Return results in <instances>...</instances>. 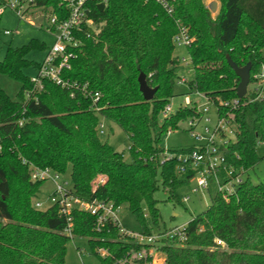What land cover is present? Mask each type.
<instances>
[{
	"label": "trees",
	"instance_id": "trees-1",
	"mask_svg": "<svg viewBox=\"0 0 264 264\" xmlns=\"http://www.w3.org/2000/svg\"><path fill=\"white\" fill-rule=\"evenodd\" d=\"M219 3L215 14L203 0H107L102 11L92 3L99 31L74 49L63 76L85 84L87 92L98 91L94 105L81 89L63 88L49 79H42L41 89L34 88L23 69L39 67L40 62L26 56L43 48V42L32 39L6 49L0 73L21 86L15 100L0 86V264L65 262L71 239L61 232L65 221L54 216L55 207L32 206L31 198L43 181L30 179V165L69 171L73 191L83 199L126 204L142 233L167 229L160 225L153 194L162 185L168 200L181 201L176 188L190 174H179L176 157L167 159L164 153L195 146L165 149L161 138L180 121L198 115L194 106H180L159 119L174 95L181 68L173 35L181 27L190 37L186 49L193 73L186 80L188 91L200 92L217 105L237 97L239 78L227 56L239 66L250 63L251 80L264 65V0ZM58 4L59 0H30L31 6L50 7L52 12L58 11ZM141 72L157 87L149 101L138 88ZM257 93L247 91L233 109L219 106V112L231 114L236 123L234 139L223 149L229 162L244 169V181L228 201L211 191V203L187 222L186 241L161 248L164 264H264V180L255 182L248 173L264 158L256 150L264 143V93L256 97ZM101 119L124 131L130 159L100 139ZM73 220L74 237L87 238L100 264H114L127 252L146 248L122 238L113 223L96 231L88 213L76 211ZM216 238L225 248L216 246ZM98 247L109 255L100 257Z\"/></svg>",
	"mask_w": 264,
	"mask_h": 264
},
{
	"label": "built area",
	"instance_id": "built-area-1",
	"mask_svg": "<svg viewBox=\"0 0 264 264\" xmlns=\"http://www.w3.org/2000/svg\"><path fill=\"white\" fill-rule=\"evenodd\" d=\"M24 2H27L26 7L23 4ZM106 2L107 0H59V9L57 12L50 14L46 26L47 30L54 36V41L40 62L36 75L30 77L34 88L41 89L42 79H49L63 88L81 89L85 95L91 97L94 105L99 98V92H87L85 84L78 85L77 82L65 78L63 71L69 68L70 59L75 56L74 49L83 44L84 38L90 37L99 31L92 14V3L96 4V6L98 3H103L105 7ZM5 6H10L22 18L26 9L31 5L30 0H3L0 5V14ZM170 11L171 9H168V12ZM10 33L9 29L3 30L5 35ZM173 43L185 47L189 45L190 37L184 28L180 27L177 33L173 35ZM177 60L181 65L185 66L191 62L189 55L188 58L177 56ZM253 80L257 82L254 88L258 92L256 97L263 96L264 65L253 74ZM184 81L185 78L181 77L177 82L182 83ZM195 94L205 100L203 104L191 101L188 96L185 97L184 104H182V106H194L198 112V115L188 117L190 135L196 141L195 147L191 150L174 153L166 151L167 155L165 157L167 159L172 156L176 157L177 172L179 174H190L187 182L194 180V184L190 188L192 193H208L211 197V191H214L223 200L228 201L236 194L240 184L244 181L245 171L242 167H237L226 159L223 148L234 139L236 123L231 114H221L219 106L233 109L238 106L240 98L235 97L230 100L219 101L217 105L202 93L195 92ZM26 96L30 97V92H26ZM94 108L97 109V106H94ZM212 108L216 119L209 126L207 123H211V118L207 114ZM170 109L171 105L167 103L161 111L163 118L172 114V112H169ZM200 122L205 124L202 125L201 131L197 130ZM104 128L105 124L100 120L97 125V133H104ZM170 132L171 130L169 129L166 134ZM30 179L32 181L52 182L53 190L49 194L48 204L42 208V202L36 200L32 206L38 210L55 207L56 213L54 216L63 218L65 221L61 232L71 239L74 238L73 213L76 211L93 216L96 231L102 230L110 222L117 226L121 236L132 239L140 245H150L156 239L162 238L183 244L187 239V223L169 227L156 234H145L128 230L120 221L119 212L121 205H116L110 200H87L77 196L73 191L71 181L65 177V174L50 167L30 165ZM102 180V178L99 179L100 182ZM188 199V195L182 196L183 201ZM215 244L225 248L224 241L219 238L215 239ZM95 251L100 257L109 255L108 251L101 247L96 248ZM148 260V255H143L139 252L136 259H132V255L127 254L116 259L114 264H151Z\"/></svg>",
	"mask_w": 264,
	"mask_h": 264
},
{
	"label": "rangeland",
	"instance_id": "rangeland-1",
	"mask_svg": "<svg viewBox=\"0 0 264 264\" xmlns=\"http://www.w3.org/2000/svg\"><path fill=\"white\" fill-rule=\"evenodd\" d=\"M211 1L216 2V11L212 12L215 14L219 8V0H203L206 5ZM23 4L26 7L27 2H24ZM51 13L52 9L50 7L45 9V7L29 6L28 11L24 13L22 18H20V15L10 6H5L0 14V60L4 58L8 47H20L27 44L32 39H37L44 43L43 48L29 51L26 57L29 60L41 62L54 41V36L46 28L48 17ZM4 29H9L11 33L9 35L3 34ZM174 55L188 58L186 47L175 45ZM36 72L37 68L32 66L23 69V73L29 78L35 76ZM192 73L191 63L187 66L183 64L181 65L178 75L179 78L184 77L185 81L179 83L177 80L174 84V95L168 99L171 105L170 113H174L180 106H182V104H184L186 96H188L191 101H196L198 104L204 103L205 100L202 97L188 91L186 80L192 78ZM256 84V81L250 79L247 91L254 90ZM0 86L6 91L11 99L15 100L21 85L19 81L9 77L7 74L0 73ZM207 115L211 118V123H207V125L211 126L216 119L213 108L210 109ZM162 118L163 115L160 112L159 119L162 120ZM103 123L105 124V128L104 133L98 134L100 139L102 141H107L116 151L122 152L124 158L130 159L128 139L124 131L114 122L103 119ZM203 123L204 122H200L197 130L201 131L202 125H205ZM195 144L196 141L190 135L188 118L180 121L177 129L172 130L169 134H164L160 142V146L165 149L187 148ZM256 150L258 155L263 157L264 143H258ZM164 155L166 156L167 153H164ZM248 173L250 174V178L255 182L264 180V158H262L253 169L249 170ZM65 177L70 180L69 171H67ZM193 184L194 180H190L176 188V193L181 201L168 200V192L162 185H159V188L154 192L153 196L157 200L156 207L160 213L161 227L165 226L169 228L187 223L192 217L202 212L210 204L211 197L208 193H192L190 191ZM52 190V182L44 181L36 195L31 198V204H33L34 201L39 200L42 202V208H44L48 204L49 194ZM184 195L189 196L187 201L182 200V196ZM119 217L121 223L128 230L141 232L139 223L129 211L126 204L121 205ZM164 230L166 229L154 228L152 233L156 234ZM167 244H171V241L165 238L156 239L152 244L144 245L146 248L136 252H127L124 256L129 254L132 255V259H136L137 253L141 252L143 255H148L149 263L164 264V256L161 252V248ZM64 264H100V262L98 257L92 254L87 238L74 237L67 242Z\"/></svg>",
	"mask_w": 264,
	"mask_h": 264
},
{
	"label": "water",
	"instance_id": "water-1",
	"mask_svg": "<svg viewBox=\"0 0 264 264\" xmlns=\"http://www.w3.org/2000/svg\"><path fill=\"white\" fill-rule=\"evenodd\" d=\"M208 9L211 12L216 11V2L211 1L207 5ZM97 8L102 11L104 9L103 3H98ZM226 62L230 66V68L234 71L236 76L239 78V82L236 87V95L238 98H242L247 93V86L250 82V63H246L243 66L237 65L230 56L226 57ZM138 88L141 92L143 98L147 101L151 100L157 90V87L150 86L146 81V76L144 73H140L137 77Z\"/></svg>",
	"mask_w": 264,
	"mask_h": 264
},
{
	"label": "crops",
	"instance_id": "crops-1",
	"mask_svg": "<svg viewBox=\"0 0 264 264\" xmlns=\"http://www.w3.org/2000/svg\"><path fill=\"white\" fill-rule=\"evenodd\" d=\"M103 121V119H101Z\"/></svg>",
	"mask_w": 264,
	"mask_h": 264
}]
</instances>
